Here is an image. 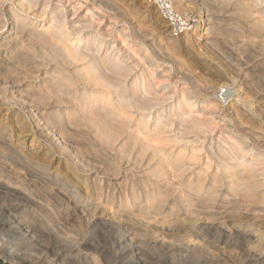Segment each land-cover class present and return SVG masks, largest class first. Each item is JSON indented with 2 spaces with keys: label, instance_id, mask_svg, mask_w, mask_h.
<instances>
[{
  "label": "bare ground",
  "instance_id": "bare-ground-1",
  "mask_svg": "<svg viewBox=\"0 0 264 264\" xmlns=\"http://www.w3.org/2000/svg\"><path fill=\"white\" fill-rule=\"evenodd\" d=\"M6 1L0 0V235H3V231L6 229H18L21 233L19 241H23L16 245L19 247L21 244L30 246L32 243L38 242L37 240L41 238V235L47 232H55L56 235H52V239L47 243L48 250L44 252L46 256H36L34 261L36 264H65L74 250L71 251L68 249V245H63L62 242L65 239L60 235L61 233H59L58 229L61 226L57 229L48 227L49 230H47V226V229H45V223L49 224L54 220L55 224L56 222L62 224L77 218L84 222L88 228L101 226V230L111 228V230L122 232L121 242L125 244V252L132 254V264H142L145 257H147L146 246H148L147 249L153 252H155L154 250H161L162 253L170 255L169 258L172 257V260H170L171 262L169 261V264H187V262L192 264H215L214 259L208 256L210 253L206 255V251L202 255L203 252H200L202 250L199 251L198 249L200 247L197 245L191 246L190 243H187L188 241H183L186 238L184 234L192 232H196L199 236L212 234L214 238L218 239L217 241L225 238L226 240L224 241L225 243L227 242L229 234L236 230V228L235 230L233 229V225L231 227L227 222H219V225H216L215 221L213 222L211 219L212 222L204 220L205 222L203 223H195L202 219V216H200L201 212L208 214L210 216L208 217L212 219L218 215L217 213L221 206L218 205L220 207L218 209V199L215 192L222 189V186H234V194L236 193L235 195L238 199L243 201L258 202V200L262 199L261 193L264 192H259V194L258 189L262 187L263 183L261 186L258 184L260 180L257 183L256 171L258 170L255 169L260 164V159H258L259 163L254 162L258 163L257 167L254 163L253 166L251 165L252 167L249 166L252 169L255 166L254 169L256 171L254 169L252 171L248 167L255 173H249L250 170L244 173L241 170L244 168H241L242 164L248 166L252 164L253 160L252 158L248 159L251 160V163L249 162L250 164H248L245 158L244 153L247 151V146L244 138L254 136L256 131L253 132L251 130L252 127L251 129L244 128V123L241 121L242 124L240 123V125L242 126L237 123L238 126L232 132L227 131V128L226 130L224 129L225 124L221 125V127L223 126L219 130L221 136L219 134L217 137L219 138L220 136V142L225 145H221L220 149L218 147L217 149L215 148L216 152H218V149L220 150L218 154H215L210 148L215 155V160L221 164V167L223 166L224 172L209 174L206 172L207 170L199 169L194 175H191L187 174L189 166H186V163L183 162L184 158L187 157L185 154L174 155L168 152L163 145H159L160 140L157 136H146L148 139L150 137V139L147 140V143L143 142L135 133L137 128L134 129L128 119L131 116L130 108L160 112L169 104V116H166V118L161 117L164 119H160L161 121L158 119L161 125H178L177 127L184 134L198 133L202 135L213 133L217 126L214 114L219 107L220 101L223 102L225 97H228L224 96L225 90H223V86L226 87L227 83L221 86L220 91L217 90L219 91L218 94L215 93L217 95L210 91V88L211 90L215 88L216 83L222 79L223 76L221 75L223 73L214 69L212 75L213 78H216L214 80L211 79L212 84H209V82L204 84L201 82L202 79L201 81L199 80L203 75L187 74V69L183 70L185 69L181 63L183 61L179 59L182 70L185 73L182 75V71V73L180 72L181 75L175 76L183 81V85L181 89L178 86L179 91L169 90L170 79L174 76L160 75L161 72L158 73V68L161 66V62L169 60V56L172 62L177 59H174L172 54L169 55V47L166 51L161 44L155 43V41L154 43H148L145 39L146 34L143 33L144 31L142 32L135 26L131 29V37L132 39L140 40L142 44L128 46L129 49L127 50L130 52V57L120 53L115 43L111 42L112 44L105 45L106 42L100 36L101 30L97 27L104 21L105 17L101 13L95 16V12L92 10L91 12L90 10L88 11V19L85 22L77 20L72 24L75 31V40L81 41L83 44L72 46V44L65 41L60 44L59 42H53L51 37L49 38L42 31L35 30V27H32V23H30L32 18L30 19V16L26 17L24 15L27 9L34 8L37 5L47 7L51 0H26L28 3L26 10L20 9L17 7L18 5L15 6L13 4L5 7ZM145 1L148 2L147 0ZM26 2L25 0H19L20 5L25 7ZM107 2L109 5L110 1ZM197 2L198 0H172L174 8L182 15L184 22L188 20L186 10L194 8ZM262 4H264V0L200 1V5L205 7L208 13L209 11L216 13H227L230 11L237 17V21L234 19L235 22L232 19L223 18L221 20L225 21L221 22V20L217 21V18H215L216 20H213V24L209 27L210 31H208L214 37L218 38V35L221 37L224 34L227 37H233V39L239 38L242 40L240 42H245L244 46L245 44L248 45V43L250 46L254 44L256 48L260 47V50H264V7L261 8ZM111 5L106 6L108 7L107 9L111 10L114 8V3L112 7H110ZM152 5L156 8V12L160 14L161 20L170 27L158 8L154 4ZM99 9L101 8L99 7ZM109 10L107 11L108 13ZM180 10L185 11V13H181ZM255 12L260 13V16L255 17ZM54 14V25L56 27L53 29L54 31L48 32H51V36H54V34L58 36L57 34L60 33L58 30L65 24V15L59 12ZM110 16L119 18L116 12H110ZM130 17L125 15L126 21ZM140 19V22H144V19ZM203 22L204 20L201 18L198 19L199 24H194L189 28L187 26L188 29L186 28L185 30H177L178 32L184 31L187 36V41L183 46H186L188 53H193L194 36H202L200 31L202 30ZM95 23L98 25L96 26ZM88 26L97 28L94 33L90 32L85 35L82 32ZM120 31L127 46L129 44L126 38L128 35L125 33L124 28ZM193 34L195 35L192 36ZM175 35L176 30L173 29L168 34L171 46L176 43ZM59 39L56 40L58 41ZM246 46L244 48L245 51H247ZM252 47L251 49L247 47L252 51L250 57H254L253 55L255 54L253 53L258 52H254ZM102 50L103 54L100 55ZM84 60H87L85 66L78 65L79 61ZM179 60L177 61L179 62ZM237 60L240 62V59ZM189 61L195 69L206 70L208 68L206 66L207 63L196 55L190 54ZM236 62L234 64H237ZM230 63L227 64V67L232 68L233 65L230 67ZM263 64L260 66L262 67ZM138 67H140L139 70ZM236 67L238 70L237 65L235 69ZM177 68L181 69L180 67ZM258 68L262 69L259 65ZM248 73L246 71L247 75H249ZM262 73L264 75V70ZM42 75L43 77L40 78ZM207 76L209 77V75ZM255 86L258 88V85ZM263 87L264 85L259 88ZM248 88L250 87L248 86ZM259 88L258 91H260ZM250 91L253 92V89ZM211 92L214 95H211ZM230 93L232 92L230 91ZM114 95L119 100H115ZM238 96L240 97V95ZM239 97H237L238 99L235 97L237 99L236 106L222 110L223 115L232 114L234 117V114L239 115L242 113L239 101H244V98ZM244 97L246 96L244 95ZM263 97L261 96V98ZM247 104L252 107L251 103ZM156 127L158 130L159 125L157 124ZM224 132H226V136L223 135L225 134ZM40 137H44L53 143L56 142L60 146L62 153L73 157L74 161L79 164L72 167L66 162V164L62 165L64 166L62 168L64 169V176L58 175L57 172L55 175L51 174L49 172L50 167L42 170L47 173L46 179L53 185L51 187L59 191V195H56L57 198H55V201L59 203L58 206H55L58 207L57 209L50 207V203L41 207L39 205L41 201H35L34 195L31 194L33 191L29 192V188H32L31 185H36L38 182L37 176L40 175L37 173L39 171L36 172L38 166L46 164V159L54 157L51 150L42 146ZM254 138L256 144L264 148V137H261V139L254 136ZM27 142L29 143L28 147H26ZM262 150L264 151V149ZM191 157L195 159L196 155L193 154ZM262 157L260 156V158ZM232 159H236L238 165L230 166L231 162L229 161L228 163V160ZM256 160L254 158L253 161ZM62 162L64 161L60 159L57 162L58 166ZM95 169L97 170L95 177L89 178V173ZM124 169L125 175L123 173ZM241 172L242 174H240ZM80 173H87V178L90 180H82ZM122 173L124 176H120ZM257 173L259 175V171ZM130 178L132 180L128 183ZM72 183L81 184L82 192L77 190V188L68 190L67 186H73ZM168 191L176 192L175 196L177 197L166 209L164 203L168 201ZM20 192L21 194H27L26 196H29L30 201H25L27 203L23 201L25 204H22V200L19 201ZM26 196L24 197L26 198ZM228 199L232 201L230 197ZM235 199L233 200L235 201ZM238 199H236V202H238ZM225 200L222 201L224 202ZM228 202L225 204L231 203ZM179 203L185 207L186 216H190V218L181 219L184 222L182 226L176 225L177 220L180 219L179 213H181L182 209ZM221 204L223 203L221 202ZM107 206H109L111 211L109 215H106ZM215 208L218 210L217 213L214 211ZM38 209H40L41 213L39 218L35 219L36 214L32 215V213H36ZM217 217L219 216L215 218ZM73 222L77 221L74 219ZM77 223L75 224L77 225ZM146 234L157 235V241L154 244H149L147 243L148 241L145 242L146 240L143 241L139 238ZM250 236L256 238H254V241L264 242V230L261 227L257 229L256 233L253 234L252 232ZM90 240L92 239L90 238ZM18 247L15 251H18ZM151 251L148 252L150 253ZM77 254L75 253V257ZM24 256L26 255H23V262H31L33 260L30 257L24 258ZM156 258L158 257L156 256ZM76 261L78 262V260ZM149 261L150 263L152 262L150 259ZM69 262V264H72L71 261Z\"/></svg>",
  "mask_w": 264,
  "mask_h": 264
},
{
  "label": "rangeland",
  "instance_id": "rangeland-1",
  "mask_svg": "<svg viewBox=\"0 0 264 264\" xmlns=\"http://www.w3.org/2000/svg\"><path fill=\"white\" fill-rule=\"evenodd\" d=\"M107 1H110V4H112V5L114 3V8H112L113 10L111 9L112 11L107 9L108 7H106V6L110 5V4L109 5L107 4L108 3ZM200 1L201 0H198L196 6H194V8H192L191 10H186V13L188 14V20H189L190 26H192L194 24H199L198 19L202 18L204 20V22L202 23V30L200 31L202 36L197 37V36H194L195 34L192 35V36H194V41H195L193 43V49H194L193 53H188L186 46H183L187 41V36L185 35L184 32L178 33L175 35V39H176L175 42L176 43H174L172 45L174 47H172L170 45L171 43H169L170 41L168 40V34L172 30L171 27H168V25H166V23H164L161 20L160 14L156 12V8L152 4L146 2L145 0H115V2H114V0H103V1L102 0H51L50 4L47 7H42L41 5H37L36 7L30 8L27 10L25 9L28 7V3L26 2V0H25V2L27 3L26 7L20 5L19 0H7L5 2V7H9L11 4H13L15 6L18 5L17 7H19L20 9H25L26 12L24 13V15L26 17L30 16V19L32 18L30 20V23H32V27H35L34 28L35 30H38L40 32L42 31L49 38L51 37L53 42H56V43L59 42L61 44L65 41L66 43L68 42V43L72 44V46L73 45L79 46V45L83 44L81 41L75 40V31L72 27V24L74 22H76L77 20H81V21L85 22L88 19L87 13H89L88 12L89 10H90V12H91V10L94 11L95 16H97L98 14L101 13L105 17L104 21L100 25H98L97 23H95V25L96 26L98 25L97 26L98 29L101 30L100 36L106 42L105 45H110L112 43H115V46L119 50V52L128 56V57H130L129 56L130 52H129V50H127V49H129L128 46H130L132 44H142L140 42V40L132 39V37H131V29L133 26H135L137 29H140L142 32L144 31L143 33L146 34L145 39H146V41H148V43H151V42L154 43V41H155V43L157 42V43L161 44V46H163V48H165V50L169 47L168 48L169 51L174 53L173 54V53H170L168 51L169 55L172 54L173 55L172 57L174 59H177V60L180 59L183 61L181 63L185 69L182 68L180 60H179V62L177 60H174L175 62H172L171 61L172 59L170 58V56H169L168 61L166 60V61H163L160 63L161 66L158 68V73L161 72L160 75L163 74V75H169L171 77H173V76L175 77V78L174 77L171 78L172 80L170 79L169 90L174 89L175 91H179L181 89V87L183 85V81L180 80L179 77L176 78L175 75H181L182 71L183 70L185 71L186 69H187L186 71L188 72V73L186 72L187 74L191 73L192 75H203L202 76L203 78L201 76H197V77H199V78L201 77L200 79L199 78L198 79L200 81L202 79L201 82L204 84H206L207 82H209V84H212L211 79L214 80L216 78V77L213 78V75H212L214 69L219 70L221 73H223V75H221V76H223L222 79L220 81H218L219 83L217 82L216 86L214 84L215 88H213L214 86L212 87L213 88L212 90L210 88V91H213L214 94L215 93L218 94L221 86L224 85L225 83H227V85L225 84L226 87L223 86L224 89L223 88L222 89L225 90L224 96H228V97H225L226 102L220 101L219 107L217 108L216 113L214 114V120L215 119L217 120V121L215 120L217 126H216L215 132H213V133H210V134L206 133V134H202V135H200L198 133L184 134V132H182V130L180 131V129L177 127L178 125H175V124L172 126L161 125L159 122L161 120H164L162 118L163 117L166 118V116L167 117L169 116L168 115L169 110H170L169 104H167L168 106H166L164 108L165 111L163 109V111L161 110L160 112H158V111L153 112V111H147V110L143 111V110H138V109H134V108H130V110H129V112L131 113V116L129 117L128 120L131 122L134 129L137 128V129H135V133H136V135H138L137 137L140 138L143 142L147 143V140H149L151 136H157L158 139L160 140L159 145H163V147L168 152H170L174 155H177L180 153L185 154L187 157L184 158L183 162L186 163V166H189V170H188L187 174L194 175V173L197 172L199 169H204L205 171L207 170L206 172L209 174H212L213 172H215V173L216 172L217 173L224 172L223 166L222 167L220 166L221 164H219L215 160V157H214L215 155L213 154V151L215 152V154H218L220 151L219 150L220 146L225 145L223 142L222 143L220 142L221 134H220L219 130H221L223 128V126L221 127V125L225 124L224 129L226 130V128H227V131L232 132V130L234 131V128H236V126H238V124L240 125V123L242 122L245 125V126L243 125L244 128L247 127L246 129H251V127H252L251 130L253 132L256 131L254 134L255 137L256 136H257V138H261V137L263 138L264 137V111H263L264 109L261 110L262 108H264L263 107L264 106V99H263L264 97L261 98V96H264V91H262V90H264V87L259 88L260 86L262 87L264 85V78H263L264 75H262L263 74L262 71L264 70V64L262 67L260 66L262 63H264V50L261 49L262 50L261 51L259 49L260 47H257L258 48L257 49L255 47L256 45L251 44L252 46L254 45V47H255V49H254V47L250 46V44L248 43L249 46L247 44H245V46L247 45L246 50L247 51L249 50L250 52L249 51L247 52L244 50V48H245L244 43L245 42L244 43L240 42L242 40H240L239 38H236L237 39L236 40L235 38L233 39V37L231 38L230 36L227 37V35L225 36L224 34L223 35L225 37L223 35H221V37H220V35H218L219 36L218 38L214 37L212 35V33L208 32V31H210L209 27L213 24L212 23L213 20H216L215 18H217V21L221 20V18H223V19H227V20L232 19L235 22V20L237 21V17L234 14H232L230 11H228L227 13H222V12L216 13V12H212V11L210 12L209 11V13H208V11H206V8L202 7L200 5ZM240 1H242V0H240ZM243 1H245V0H243ZM112 5L110 7H112ZM99 7L101 9H99ZM117 7L120 9H118ZM262 7H264V4L261 5V8ZM115 9L116 10L118 9V10L116 11ZM136 9H138V10H136ZM108 10H109V13L107 12ZM121 11H122V13H121ZM55 12L56 13L59 12V13L65 15V20H64L65 24L62 26V28H61L62 30L61 29L58 30V31H60V33H59L60 36H59V34H57L59 37L55 36L56 34H54V36H51V34H50L51 32H48V31H54L53 29H55V27H56L54 25L55 24V22H54V17H55L54 13ZM110 12L111 13L116 12L117 15H119V18L116 17L117 18L116 19L114 17H111ZM180 12L185 13V11L183 12V10H180ZM256 13L257 12H255L254 16L259 17L260 13H257V15H256ZM122 15L124 16V19H123ZM125 15H126V17L131 16L130 18H128V21H126ZM233 16H235V17H233ZM110 17H111V19H110ZM209 17H210V20H209ZM139 18H141L140 20L144 19V22L143 21L140 22ZM223 19L221 20V22L225 21ZM205 20H207V21H205ZM135 22L138 23L139 26ZM96 28L94 26H88V27L83 29L82 33L85 35L90 33V32L94 33L96 31ZM123 28H124V31H126L125 33L128 35L126 37L128 42H129V44L127 46H126V43L123 41V37H122L123 34L120 33L121 32L120 30H123ZM5 30H4V32H5ZM61 33H62V35H61ZM190 33H191V31H190ZM56 39H59V40L57 41ZM216 39H219V40H216ZM238 39H239V41H238ZM209 40H211V41H209ZM237 42H240V43H237ZM123 43H124L125 47H124ZM208 45H210V46H208ZM240 46H244V47H242L243 50H241L242 48ZM183 47H185V48H183ZM247 47H249L250 49L252 47L254 52L258 51L257 53H253V54H255V55H253L254 57H250L252 55V51ZM178 48H179V50H178ZM102 54H103V50L100 52V55H102ZM190 54L196 55L200 59L204 60L207 63L206 66H208V68L206 70L200 69V68L195 69V67L189 61ZM237 59H240L241 65H240L239 60H237ZM86 62H87V60L79 61L78 65L83 67V65L85 66ZM230 62H232V63H230ZM235 62L237 64H234ZM259 62H261V63H259ZM173 63H175V64H173ZM176 63H177V65H176ZM183 63H184V65H183ZM228 63H230L229 64L230 67L233 65L232 68L227 67ZM234 65L238 66V70H237V67L235 69ZM258 65L262 69H259ZM177 67H180L181 69L179 70V68H177ZM139 69H140V67H138V70ZM234 69H235V71H234ZM184 71H183L182 75H184V73H185ZM198 71H200V72H198ZM246 71H247V73L249 72L248 74L250 76L246 74ZM258 71H260V72H258ZM252 72H255V73H252ZM178 73H180V74H178ZM259 74H260V76H259ZM206 75H209V77L208 76L206 77ZM42 77H43V75L40 78H42ZM251 78H253V79H251ZM256 78H259L260 82H259V79H256ZM207 79H209V80H207ZM254 79H256L257 81ZM252 81L253 82L255 81L257 83H255V82L253 83ZM218 85H219V87H217ZM250 85L251 86L253 85V86L251 87ZM255 85H258V88L260 89V91H258V88H256L257 86H255ZM178 86H180L179 87L180 89L178 88ZM248 86L251 89H253V92L250 91L251 89L248 88ZM256 89L258 92L256 91ZM217 90H219V91H217ZM230 91L232 93H230ZM254 92H255V94H254ZM214 94L211 92V95H214ZM217 94H215V95H217ZM219 95H221V94H219ZM238 95H240V97L244 98V101H242V100L239 101L240 107L242 109V113L239 115L234 114V117L232 114H230L228 116L223 115L222 110L224 108H228V107L231 108L233 106H236L237 99H238L237 97H239ZM244 95L246 97H244ZM235 97L237 99H235ZM246 98H248V99H246ZM114 99L119 100V98H117L116 95H114ZM231 100H232V103H231ZM227 102H229V103H227ZM247 103H251L252 107H250V104L248 106ZM229 104H231V105L229 106ZM258 109H260V110H258ZM235 115H236V117H235ZM159 116H160V118H159ZM240 116H242V117H240ZM124 118H126V117L124 116ZM185 118H187V117L185 116ZM236 118H238V119L236 120ZM158 119L159 120L161 119V120L158 121ZM239 119H241V120H239ZM244 120H245V122H244ZM235 123L236 124L238 123V124L236 125ZM157 124L159 125V129H161V130L158 129L159 131L156 129ZM240 126H242V125H240ZM249 126H250V128H248ZM253 129H256V130H253ZM137 130H139V131H137ZM224 133L225 134H223V135L226 136V132H224ZM219 134H220V136L218 138L217 136ZM146 136L147 137L150 136L149 139ZM254 136L252 135L248 138L247 137L244 138L245 143H246L245 145L247 146L246 147L247 151L244 154L246 156L245 158H246L248 164L251 163L250 162L251 160H248L250 158H252L253 160H254V158H255V160L257 158V160L256 161L252 160V164H250L248 166H246L245 164L244 165L242 164L241 168L244 167L243 169H245V170L241 169L240 166H239V168L242 170V172L244 171V173L246 171H249L250 169L253 171V169L255 168V166L253 167V169L251 168L253 166V163L258 162V159H260L259 160L260 164L258 165V167H257V164L259 162L254 163V164H256V167H257L255 169L259 171V175L257 173L258 171H256L255 169L254 170L256 171V174H257V177H256V180H258L257 183L259 182V180H260V182L258 184H260V186L263 183L262 187H260V189H258V193L259 192L261 193V192H264V161H263L264 151L262 150L264 148H262V146H258V144H256V140H255ZM218 140H219V142H217ZM40 141H41V144L44 148L51 150L54 157L52 159H46V160L43 159V160H45L46 164H41V166H38V170L36 169V172L39 171L37 173L40 174V175H38L39 177L37 176V180L39 183L37 182L36 185H31L33 189L30 187L29 192L33 191V192H31V194L34 195L35 201H37V202L41 201L40 202L41 204L39 203V205L41 207L45 206V205H49V203H50V207H54L53 209H57L58 207H55V206H58L59 203L57 201H55L56 200L55 198H57L56 195H59L58 194L59 191H58V189L55 190L53 187H51L53 185H51V182L46 179L48 176L47 173H45L42 170H43V168L49 169V167H50L49 172H51V174L53 173V175H55V173L57 172L58 175L64 176L65 175V173L63 172L64 169H62V168H64V166H62V165L66 164V162H67V164L69 163V165H71L73 167V166H76L78 164V162L76 163L74 161L73 157L67 156L66 154L62 153L60 146L56 142H54V143L50 142L49 140H47L44 137H40ZM229 141L234 142L233 140L232 141L229 140ZM28 146H29V143L27 142L26 147H28ZM210 147L212 148L213 151L211 150ZM217 147L219 148L218 152H216ZM257 147H259V148H257ZM247 152H248V154H247ZM252 153H254V154H252ZM193 154L196 155L195 159H193L191 157V155H193ZM260 156L261 157L263 156L262 157L263 159L260 158ZM60 159H61V161H64V162H62V164L60 166H58L57 162ZM261 159H262V161H261ZM229 161L231 162L229 164L230 166L238 165L236 159L228 160V163H229ZM245 166H246V168H245ZM249 166H251V167H249ZM251 170L249 173H255V172H252ZM96 171H97L96 169L92 170L89 173V178H91V177L94 178L96 175V173H95ZM242 172L240 174H242ZM123 173L125 175V169L123 170ZM123 173L120 176H124ZM41 176H42V178H40ZM80 176L82 177V180H84V181H86L87 179L90 180L89 178H87V173H80ZM131 180H132L131 178L128 179V183ZM75 184L76 183H74L73 186H67V189L73 190L74 188H77V190H80V192H82V190H83L81 187L82 185L79 183H77L76 185ZM228 189H230V190H228ZM233 189H234V191H233ZM234 192H235L234 186H232V185H230L229 187H228V185L222 186V189L218 190V192L217 191L215 192L216 193L215 195L218 199L217 207L219 209L220 208L219 206H221V208L219 209L218 213H217L218 210L216 209L217 207L215 208V210L212 209L218 214L216 216H219V217L215 218L216 217L215 216L214 219H212V218H209L210 216L208 214H204L201 212V215L200 214L199 215L202 216V219H199L195 223H198V222L203 223L205 221L210 222L212 220L213 222L215 221L214 223L216 225H219V222L220 223L221 222H227L231 227H232V225L234 226L233 227L234 230H235V228H236V230L238 229L237 231L235 230L238 233H236L235 231L233 233H230L229 239L227 240L226 243L224 241V240H226L225 238H221L223 241L221 239L219 241H217L218 239L214 238L212 234H206V232H205L206 235L202 234L200 236L197 235L196 232L195 233L194 232L187 233V234L182 233L186 236L185 240H183V241H186V242L188 241L187 243H190L191 246L197 245L198 247H200L198 249H199V251L202 250V251H200L201 253L203 252L202 255H204V253L206 251H207L206 255H208V253H210V254L212 253L211 255L209 254L208 256L210 258L214 259L215 264L216 263L217 264H264V244H263L264 242L259 243L256 240H255L256 241L255 242L254 241L255 237L250 236L252 234V232H253V234L256 233L257 229L260 227L262 228V230H264V200H263V198H264L263 194L264 193H261V197H262L261 200L262 201L258 200V202L257 201L256 202L255 201L249 202V201H243V200L238 199V197L235 195L236 193L234 194ZM19 194H21V192ZM167 194L169 195L168 201L166 203H164L166 209L175 200V197H177V196H175L176 192L172 193V191H168ZM26 195L27 194L19 195V201L22 200L21 203L23 201L24 202L30 201L29 196H26ZM33 195H32V197H33ZM233 195H234V197H233ZM24 196H26V198ZM228 197H230V199H232V201L229 200ZM235 197H237L236 199H238L237 200L238 202H236ZM20 198H22V199H20ZM233 199H235V201ZM222 200H225L226 202L229 201L228 203H230V202L231 203L226 205L225 204L226 202L224 201L225 202L224 203ZM19 201H17V202H19ZM42 201H44V202H42ZM239 201H240V203H239ZM24 202L22 204L27 203V202H25V203ZM221 202L224 205L221 204ZM179 205L182 209H181V213H179L180 219L177 220L178 222L176 223V225L178 224V225L182 226L184 223L183 222L184 218L187 219V218H190V216H186L185 207H183L180 203H179ZM100 207H102V206H100ZM30 209H28V210L32 211ZM235 209H237V210H235ZM38 211L36 213H32V215L36 214L35 219H38L39 215L41 213L40 209H38ZM110 213H111L110 208H109V206H107L106 215H109ZM200 216H199V218H201ZM108 217H110V216H108ZM218 218L220 221L218 220ZM74 219H75V221H77L79 223L73 222ZM74 219L69 220L68 222H65V223L63 222L62 224H60L58 222H56V224H55L54 220H52V222L49 224L45 223V229H47L48 227L53 228V229L54 228L57 229L59 226H61L58 229H59V233H61L60 235L63 236V238L65 239L64 241L62 240L63 245H68V249L71 251L74 250V252L69 255L70 258L67 262H65V264H69L70 263L69 261H71L72 264L73 263L74 264H84V263L85 264H90V263L91 264H93V263L94 264H128V263L132 264V261H131L132 254H128L127 252H125V250H124L125 244L121 242V239L123 237L122 232H119L117 230H115V231L111 230V228L106 229V230H101V228H102L101 226H93V227L88 228L84 222H81L77 218H74ZM181 219H183V220H181ZM207 219H209V220H207ZM193 220H192V222H194ZM75 223H77V225ZM50 225L51 226L53 225V227H51ZM46 226H47V228H46ZM49 228L47 230H49ZM61 230H63V231H61ZM247 232H248V234H247ZM237 234H239V235H237ZM20 235H21L20 231L16 228L6 229L3 231V235L2 234L0 235V264H36V262L34 261V258L36 256L37 257L38 256H41V257L46 256V254H44V252H47V250H48L47 249V247H48L47 243L49 242L50 239H52V235L55 236L56 233L55 232H47L46 234L41 235V238L37 240L38 242L32 243L30 246H26V245L21 244L18 247L16 245H18V243L23 242L22 240L19 241ZM204 236H205V238H204ZM245 236H247V237H245ZM210 237H212V238L210 239ZM237 237L238 238L240 237V238L238 239ZM90 238L92 240H90ZM139 238H141L143 241L146 240L145 242L148 241L147 243H149V244H154L157 241L158 236L157 235L155 236L152 234H150V235L146 234L145 236H142ZM237 239H238V241H237ZM93 240H94V242H93ZM235 240H236V242H235ZM252 241H254V242L252 243ZM7 243H11V244H7ZM69 246H71V247H69ZM17 247H18V251H15V249H17ZM90 247H92V248H90ZM147 247L148 246H146L147 257L149 258L151 256V258H149V259L153 262V263L151 262L152 264H157V263L158 264H163V263L169 264V261L172 260V257L169 258L170 255L162 253L161 250H154L155 252H158V253H155V252L151 251L150 249H147ZM204 249H206V250H204ZM148 251H151L150 253H152V254H150ZM75 253L76 254L78 253L76 255V257H75ZM148 253H149V255H148ZM161 254H162V256H161ZM23 255H26V256H24V258L30 257L33 260L31 259L32 260L31 262L30 261L29 262H23ZM107 255H109V256H107ZM156 256L158 258H156ZM215 256H217V257H215ZM111 257H112V259H111ZM147 257H145V259H144L145 262L143 260L144 263L142 262V264H151ZM160 257H162V258H160ZM73 258L74 259L77 258V259H75V261H74ZM82 258H84V259H82ZM85 259H86V261H85ZM76 260H78V262ZM147 260L149 263L146 262ZM187 264H192V263L187 262Z\"/></svg>",
  "mask_w": 264,
  "mask_h": 264
},
{
  "label": "built area",
  "instance_id": "built-area-1",
  "mask_svg": "<svg viewBox=\"0 0 264 264\" xmlns=\"http://www.w3.org/2000/svg\"><path fill=\"white\" fill-rule=\"evenodd\" d=\"M148 2L154 4L162 17L168 21L171 29L176 30V34L182 33L184 31L177 30H185L188 26L190 27L189 20L185 21L182 19V15L174 8L172 4V0H147ZM188 24V25H187ZM187 28V29H188Z\"/></svg>",
  "mask_w": 264,
  "mask_h": 264
}]
</instances>
